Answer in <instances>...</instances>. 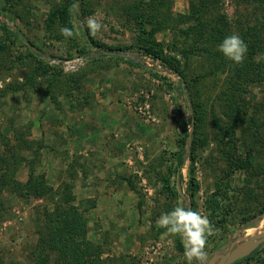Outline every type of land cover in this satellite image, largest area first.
Here are the masks:
<instances>
[{"label":"rangeland","instance_id":"1","mask_svg":"<svg viewBox=\"0 0 264 264\" xmlns=\"http://www.w3.org/2000/svg\"><path fill=\"white\" fill-rule=\"evenodd\" d=\"M59 3L0 0L1 264H33L35 250L69 264L47 243L59 234L86 244V264H199L158 224L177 205L214 228L203 264L243 247L264 223V74L230 85L236 67L264 58V0H79L68 39L67 23L44 24ZM89 17L104 25L89 33L100 48L85 39ZM233 33L247 45L239 65L218 51ZM229 91L241 114H226ZM31 140L43 144V196L13 187ZM71 213L83 227L48 221ZM248 256L239 264H264V242Z\"/></svg>","mask_w":264,"mask_h":264},{"label":"trees","instance_id":"2","mask_svg":"<svg viewBox=\"0 0 264 264\" xmlns=\"http://www.w3.org/2000/svg\"><path fill=\"white\" fill-rule=\"evenodd\" d=\"M74 3V0H60L59 5L55 6L54 8H51L49 10V14L47 15L46 20L44 21V24L46 26V28L48 29H52L53 25L55 23H60V25L64 26L67 23V26L64 27H70L73 29V25H72V18L74 16V11L72 10V4ZM263 16V20H264V12L262 13ZM179 19H181V17H178ZM152 25V23H150ZM6 28V26L4 25L2 28ZM83 33L85 34V39L86 41H88L91 46H96L100 48V45L98 43H96L95 41L92 40V38L90 37L89 32L87 31V29H83ZM112 50V48L110 49ZM2 52V48H0V53ZM143 54L144 56H148V57H152V58H156L157 56L155 55V51H154V46L149 44V45H145V47L143 48ZM131 63V62H130ZM135 66H139V64H134ZM172 72L175 74H180V72H177L176 69H172ZM251 76V74H255L256 76H261L264 74V58H261L259 61H257L254 65H240L238 67L235 68L234 70V80L232 81L233 85H230V90L233 89H239L240 87H242V85H247L250 84L252 81V78L250 79L248 76ZM179 76V75H178ZM263 77V76H261ZM53 80V79H52ZM237 85V86H235ZM22 84H20L17 87H14V89L17 90H21L22 88ZM227 103L226 104H230L228 105V109L226 110V114H241L240 112V107L241 105L239 104V100L237 99L234 95V93L229 91V94L226 95V99H224ZM214 118V117H213ZM179 128L183 131L186 132L187 130V124H183V125H179ZM229 134V133H228ZM40 142V141H39ZM35 141H29V143H27V148L32 150L33 152L31 157L26 161L27 163V169H28V173H27V179L23 182V183H15L13 187H19L21 186L22 192L24 193H34L36 196H43L45 194H48V192L50 191V189L45 185V180H44V174L41 173H36V170L34 169V160H35V156L37 155V152L39 151V148L43 146V144L39 143V145H37V149L35 148ZM178 165H181L182 160L178 159ZM247 162V161H246ZM245 161H241V168H243V166L245 167L246 165ZM249 163L247 162V165ZM246 165V166H247ZM193 184H195L193 182ZM72 214V213H71ZM256 216H260V215H264V200L261 201V203L259 204V207L257 209V212L255 214ZM73 216H76V213H73L71 215V217L68 218H63V216L61 218H48L50 224L56 220L59 221L61 219H63V222H65V225H69V226H74V227H83L81 224V226L79 224H75V219L73 218ZM64 224V223H63ZM61 225L58 224L57 228H58V232L59 230H64L63 228L60 227ZM60 227V229H59ZM59 234V233H57ZM61 234H59V236H55L52 239L48 240V242H51V245H49L52 249H57L59 251V249L62 251L61 253H63V257H66L69 261V264H86L85 260L87 257L91 256L90 251L88 250V248L86 247V244L83 243V245H85L84 247H82L80 245V243L75 240L72 236L69 235V237H65V239H63L62 236H60ZM44 237H41V241H43ZM82 244V243H81ZM176 246L177 249L182 250V244L180 243V241L176 242ZM65 253H64V252ZM249 257V256H248ZM248 257H243L239 260H237L236 262H234L233 264H239L243 261H246L248 259ZM33 259H34V263L33 264H49L48 260L46 257H44L40 251L35 250L33 251ZM1 264V261H0Z\"/></svg>","mask_w":264,"mask_h":264},{"label":"clouds","instance_id":"3","mask_svg":"<svg viewBox=\"0 0 264 264\" xmlns=\"http://www.w3.org/2000/svg\"><path fill=\"white\" fill-rule=\"evenodd\" d=\"M78 6L79 0H74L72 10L78 9ZM85 27L90 34L96 35L104 25L89 17ZM60 32L66 39L75 35L70 27H62ZM218 51L223 58L239 65L246 57L247 45L239 34L233 33L221 41ZM158 224L165 228L168 234L180 236L184 243L185 255L190 262L203 264L207 256L208 239L214 234V228L207 216L187 206L177 205L170 212L163 213L158 219Z\"/></svg>","mask_w":264,"mask_h":264},{"label":"water","instance_id":"4","mask_svg":"<svg viewBox=\"0 0 264 264\" xmlns=\"http://www.w3.org/2000/svg\"><path fill=\"white\" fill-rule=\"evenodd\" d=\"M109 54L117 55L119 57H126L124 53H109ZM263 242H264V232L255 234L254 236L249 238V240L247 241V243L244 244L243 247L233 252L231 255L227 256L225 259H223L222 261L216 264H232L237 260L248 256L254 249H256Z\"/></svg>","mask_w":264,"mask_h":264},{"label":"bare ground","instance_id":"5","mask_svg":"<svg viewBox=\"0 0 264 264\" xmlns=\"http://www.w3.org/2000/svg\"><path fill=\"white\" fill-rule=\"evenodd\" d=\"M251 231H253L254 233H257V234L264 232V223H260L259 227L251 229Z\"/></svg>","mask_w":264,"mask_h":264}]
</instances>
